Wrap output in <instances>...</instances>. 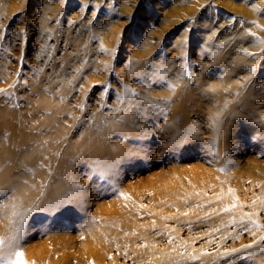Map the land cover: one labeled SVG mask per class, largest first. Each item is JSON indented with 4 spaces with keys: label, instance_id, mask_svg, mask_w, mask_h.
Returning <instances> with one entry per match:
<instances>
[{
    "label": "rangeland",
    "instance_id": "obj_1",
    "mask_svg": "<svg viewBox=\"0 0 264 264\" xmlns=\"http://www.w3.org/2000/svg\"><path fill=\"white\" fill-rule=\"evenodd\" d=\"M263 18L264 0H0V89L12 94H0V170L7 167L14 176L0 185V205H7L0 213V237L6 241L0 264L15 259L16 250L27 262L31 247L45 252V264H54L56 253L47 251L56 232L77 235L84 252L87 240L109 244L107 264H147L152 258L166 264H264V241L249 250L257 252L251 258L221 255L264 235V105L250 102L247 109L242 101L253 84L264 83V66L236 51L244 35L255 33L252 38L264 41ZM206 45L215 51L203 55ZM252 66L262 67V74L245 82ZM124 86L139 96L125 95ZM263 87L257 85V91ZM183 94L195 99L185 104ZM163 98L170 104L165 106ZM181 103L183 131L165 132L168 124L179 126L172 117ZM138 110L145 115L138 116ZM37 128L51 131L37 135ZM24 136L33 157L23 156ZM88 141L101 150L113 148L114 160L124 158L122 163L108 170L109 164L101 166L90 153L82 156L81 145ZM49 145L54 147L50 166L42 161L51 157L42 155ZM77 155L84 159L73 163L76 184L88 189L81 208L44 211L43 201L36 207L35 199L25 210L13 205L10 188L17 170L20 180H33L34 170L45 165L42 185H49L59 160ZM100 157L104 162V154ZM232 203L239 207L231 213L205 217ZM113 211L133 222L105 220ZM253 211L259 213V229L248 225L244 233L239 223L232 227L233 216L238 221L241 213ZM21 217L22 231L9 232ZM153 221L161 234H154ZM14 235L18 242L9 243ZM128 240L139 248L135 259ZM77 261L71 257L65 264Z\"/></svg>",
    "mask_w": 264,
    "mask_h": 264
},
{
    "label": "bare ground",
    "instance_id": "obj_2",
    "mask_svg": "<svg viewBox=\"0 0 264 264\" xmlns=\"http://www.w3.org/2000/svg\"><path fill=\"white\" fill-rule=\"evenodd\" d=\"M261 20H262L261 22L264 23V21H263L264 18L261 19ZM259 39H260L259 37H253L252 38L251 36L244 35L236 43V48H238V50H236V51H237V53H242V55L245 53L243 51L245 48L247 49V52H249V53H254L255 54L256 52H259L258 54H260V55H258V56H249V57L252 58L251 60L253 62L254 61L257 62V64H258L257 66H262L263 67L264 64L262 62L264 61V59H263L264 58V43H262L261 40H259ZM257 50H260V51H257ZM213 51H215V50H214V48L212 46H207L206 45L205 50L202 52V54L203 55L204 54L208 55L209 53L211 54ZM212 55H215V54H212ZM246 57H248L247 54H246ZM241 60L244 61L243 59H239V61H241ZM249 64L251 65V63H249ZM261 68L260 67L255 68L253 66L251 68L248 67V69H247L248 75H246V77H244L245 82L250 81V80H254L256 78H259L260 75L262 74L261 73ZM257 70L260 71V72L258 73V75H255V74H257ZM255 76H257V77L255 78ZM257 85L258 86L259 85L264 86V83L253 84L250 87L251 89H249L248 94H246V96L243 95L244 96L243 97L241 95L242 96V101H243L244 105H246L245 107L247 109L248 108L251 109V107L249 105L250 102H254L255 103V101H256V102H259V104L264 105V87L262 88L263 90L258 92L257 88H256ZM232 87L236 88L237 91L239 92V89L237 88L238 86H237L236 83H233ZM179 95H180L179 93H176V97H178ZM182 99H183L184 103L187 104L186 103L187 101L189 103H191V101H193L195 98L192 97V94L191 95L183 94L182 95ZM185 104H182V103L181 104H177V105L175 104L176 108H177V110L175 112V116L176 117L174 116L172 118H176L179 121L180 124L177 127L174 126V125L171 126V124H168L167 126H164L163 129H164L165 132H170L171 130H175L176 132L181 133L183 131V128H182L183 123H186L183 120V118L186 117L185 116V112H184V105ZM218 112L221 114L220 111H218ZM163 114H165V113H163ZM186 115L190 117V114H186ZM168 120H169V117H168ZM169 121H171V120H169ZM21 138L23 140H22V142H19V145L20 146L25 145L26 146L25 148L27 149V151L24 150L23 156H25L26 158L33 157L35 155V150L31 147L30 144L27 143V137L24 136V137H21ZM89 142L90 141L85 142V144L81 145V147H83V146L85 147L82 150L83 152L81 151L82 156H85L87 153H90V155L93 157V159H97L99 161L101 166H107L108 164L110 165L112 163V161L116 158L114 156H116L117 151L113 150V148L101 150L100 147L94 146L93 144H91ZM99 146H101V145H99ZM49 150H54V147L50 146V145L46 146V151L42 152V155L45 154L47 157L50 155L51 157H48V159L43 158L44 160L42 159V161H43L44 164L49 162V166H50L53 163V161H54V157H52V153H50ZM81 154L79 153V155H81ZM101 154H104V156L106 157L105 160L103 159L104 162H102V161L100 162ZM66 155L67 154H65V156ZM79 155L74 156L73 158H71V157L70 158H66L64 156V157H62L59 160V163L57 165L55 174L52 176V179L50 181L49 187L45 191L46 199H51V198H57V199L65 198V199H67L69 194L77 193V191L79 189H74V187H73V183L76 184V182H77L76 181L77 175H76V173H74L75 167H74L73 163L74 162L75 163L76 162H81V159L83 157L79 158L78 157ZM121 155L124 157V154H121ZM122 156H118V157H122ZM44 166H41V167L39 166L36 170H34V172L32 173V175L34 176V179L33 180L32 179H27L28 180V186H25L24 189H22L20 191H17L14 194L15 199L13 198V200H14L13 201V205H15L16 203L17 204L19 203L20 206L24 207V210H25L28 207V205L30 204V202L35 199V197L38 195L39 189L41 190V185H42V181H43V179L45 177V174H47L46 173V168ZM68 171H69V175H68ZM73 173H74V175H73ZM13 177L14 176H13L12 172L7 167H6V169L1 168V170H0V185L7 186L10 183L9 181ZM37 178L40 181H37ZM21 179L24 180L23 178H21ZM33 184L35 185V187H31ZM53 184L57 185L58 187H51V185H53ZM83 190H84V187H83ZM86 190L88 191V189H86ZM86 190H84V191H86ZM26 191H27V193H26ZM84 191H83V193H80V197L81 198L82 197L85 198L84 197V195H85ZM137 199H139V198H137ZM131 202H133V205L135 204L134 203L135 201H131ZM127 203H129V201ZM136 204H137V202H136ZM131 205H132V203H131ZM125 206L127 207V204H125ZM67 207H65V208L61 207V208L63 210H66ZM120 207H121V205H120ZM8 210H11V209H8ZM127 210H130L129 207H128ZM109 214H111V215H109ZM109 214L105 215L106 216V218L104 217L105 220H107V218H108V221L110 219L113 220V219L117 218V219L121 220V222L123 223V226H129V225H127L129 223V221L133 222L130 216H129L130 217L129 218L128 216L122 215L118 211H113V213H109ZM10 217H11V215H10ZM105 220H104V222H105ZM135 224L136 223L134 222L131 225H135ZM6 228L8 229V226ZM9 228L10 229H8V231L11 232L12 230H14L15 224L10 225ZM111 232H114V231H111ZM112 234H114V233H112ZM92 235H93L94 240H95L96 233L92 234ZM142 235H143V232H142ZM112 236H114V235H112ZM85 237H86V235H85ZM87 238H89V237H87ZM117 239H119V238H117ZM84 240H86V239H84ZM105 240H106V236H105ZM114 240H116V238ZM77 241H78L77 235H74L73 233L72 234L68 233V235H62L60 232H56V233H54V234H52L50 236V245L52 246V248L48 247L49 249L47 251V254L50 251L52 253H56L55 258H54V260H55L54 264H65V262L67 260H69L71 257L77 258V260H78L77 264H90V263L92 264V262H94L95 264H107V262H106L107 260L106 259L108 257L107 256L108 253L106 252L105 249L108 248L107 246L109 244H107V246L105 247V245L100 246V242H97V243L95 242V244H93L94 242L92 240H89V241L87 240L86 244H88L89 246L87 248L88 250L84 252L85 249L81 250V248L76 245ZM144 241L147 244H149V245L152 244V238L149 237L148 235H146ZM123 242H124L123 239L119 240V246L121 247L120 248L121 251H122V248H123V244H122ZM127 242L129 244V247L134 249L135 255L132 258L135 259L136 257H138V255H140V252L138 250L139 248L138 247H137L138 249L136 248V246L134 245L133 240H128ZM16 246L17 245H15V247ZM118 247H117V250L119 251ZM132 249H130L129 251L131 252ZM42 255H45V252L43 250H41L39 252H35L34 250H32V247H31L29 249V252L26 253L25 258L27 259V262H28V260L31 261V259H32L33 260V262L31 261L32 264H45V260L42 259ZM128 257H130V256H128ZM157 259H153L152 258L151 260H149L147 262V264H166V261L164 259H160V260H157ZM146 260H147V258H144V261H146Z\"/></svg>",
    "mask_w": 264,
    "mask_h": 264
},
{
    "label": "snow or ice",
    "instance_id": "obj_3",
    "mask_svg": "<svg viewBox=\"0 0 264 264\" xmlns=\"http://www.w3.org/2000/svg\"><path fill=\"white\" fill-rule=\"evenodd\" d=\"M89 23H92V21H89ZM250 35L251 36H255V33H250ZM2 39H3V37L0 36V40H2ZM261 42L264 43V41H261ZM243 51L245 52V54H247L249 56H254L255 55L254 53L247 52L246 48ZM185 71H186V69H185ZM17 75H19V73H17ZM161 78H163V77L161 76ZM167 87L170 90L175 91V87L176 86L174 84H172L171 82H167ZM212 91L214 92L215 89L213 88ZM225 91H227V89ZM124 92H125V95L131 94V96H134V97H138L139 96L138 93H136L132 89L128 88L127 86H124ZM0 94H3L6 97H10L12 95L6 89H0ZM61 99H62V97H61ZM170 102L171 101L169 100V98H163V100H162V103L165 106L169 105ZM25 103H27V101H25ZM28 106L31 107L30 104ZM150 106L158 108V107L161 106V104L157 103V102H151ZM14 107H19V105H14ZM224 107L227 108V103H225ZM29 114L31 115V113H29ZM45 114H47V113H45ZM137 115L138 116H143V115H145V113L143 111H139L138 110L137 111ZM118 119H123V117L121 116ZM131 123H132L133 126L137 125V120H136L135 117H133ZM49 131H51V129H40V128H37L36 129V134L37 135H43L44 133L49 132ZM120 138L123 139V140L129 139V137H127L126 135H121ZM53 142L54 143H58L59 141H53ZM35 143L36 142L34 141L33 144L35 145ZM43 143L47 144L48 141H44ZM25 151H27V149H25ZM127 155L131 156V152H129ZM123 159L124 158H118L116 160H113L112 163L110 165H108V170H111V169L119 166L122 163ZM14 175L17 177V182L14 185H12L11 188H10V191L13 193V198H15L14 194L16 193V191H18L21 187L28 186V180H26V179L20 180L19 179V177L22 175V172L20 170H17L14 173ZM31 187H35V185L33 184ZM46 187H49V185H41L42 189L46 188ZM51 187H58V186L53 184V185H51ZM73 187L76 188V189H79L80 193L83 192V188H82L81 185L73 183ZM2 190H3V188H2V186H0V191H2ZM229 191H231V190H229ZM80 193L69 194L67 199H65V198L46 199V193L43 190H41V191H39L38 195L35 197V201L37 202L35 206L36 207H40L39 202L43 201L44 204H43V207L40 208V210H44V211H57L61 207H67V206H70L69 210L81 208L82 206L80 204V199H81ZM121 195H123V194H121ZM197 195H199V194L197 193ZM221 198L222 197H216L215 200L219 201ZM212 203H214V201H209V204H212ZM185 204H188L187 199L185 200ZM195 207L197 209H199V208L204 207V205L196 204ZM237 207H239L237 204L232 203V204H230L228 206H225V207L212 208L211 212H205V217L211 219L213 215H220L221 213H231L232 210L237 208ZM6 208H7V205H0V213H3V210L6 209ZM32 210H33L32 208L28 209V211H32ZM258 214L259 213L255 212V211L249 212V213H241L240 218H239L238 221H237L236 217L233 216L232 217V227L235 228V225L237 223H239L242 226L240 231H242L244 233H248L249 232L248 225H252L253 227L259 229L261 227V225L259 223H257V221L255 219V217ZM182 215L187 217L189 215V212L185 211V212L182 213ZM166 219H174V217H168ZM199 220H200V217H197V221H199ZM93 222H95V221L93 220ZM23 223H24V220H23V217H21L19 219V221H18V225L19 226L14 228V232L15 233L19 234L22 231ZM153 231H154V234H157V235L161 234V233L155 232V221H153ZM213 231H219V229H213ZM251 235L253 237H255L256 233L255 232H251ZM12 241L18 242V236L17 235L12 236L10 241H9V243H11ZM261 241H264V235L259 236V240L253 239L252 243L246 244V245H242L240 248H232V249L225 248L221 255L224 256V257H231V256H234L236 254H242V256L244 258L254 257V256L257 255V252L256 251H249V250L254 249V246L258 245ZM5 243H6L5 239L3 237H0V246H3ZM140 246L146 247L145 245H140ZM205 254H208V253H205ZM13 255L15 256V259L7 260L6 264H27L26 260L24 259V253L22 251L16 250L13 253Z\"/></svg>",
    "mask_w": 264,
    "mask_h": 264
}]
</instances>
